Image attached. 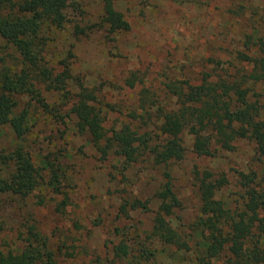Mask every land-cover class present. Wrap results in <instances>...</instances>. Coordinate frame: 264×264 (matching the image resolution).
Here are the masks:
<instances>
[{"label":"trees","instance_id":"1","mask_svg":"<svg viewBox=\"0 0 264 264\" xmlns=\"http://www.w3.org/2000/svg\"><path fill=\"white\" fill-rule=\"evenodd\" d=\"M259 1L261 7L250 6L251 16L258 15L257 25L244 35L242 49L232 52V60L221 57L220 48L219 55H208L205 69L195 79L164 81V98L142 86L131 117H145L149 130L139 131L137 126L125 124L108 132L93 90L80 80L76 81L75 92L69 88L73 75L67 59L71 53L54 62L48 55L51 40L48 31L61 30L72 21L68 12L73 4L82 12L78 2L0 0V126H9L19 141L8 153L0 154V195L10 193L24 198L42 185L54 194L62 193L65 173L59 155L39 152L40 162L36 165L23 142L35 122L36 112L59 122L72 113L78 118L81 130L91 137L102 160L114 155L122 158L124 167L136 162L158 169L162 180L153 196L159 204L148 236L185 250H190L194 241V264H264V168L260 173L251 168L237 171L241 193L232 203L217 197V192L227 183L224 175H217L209 168L194 169L198 216L190 231L199 240L189 235L182 237L169 220L178 204L171 165L183 159L187 152L185 136L190 137L191 151L202 157L233 151L237 141L250 140L254 143L256 159L263 161L264 0ZM100 3L101 22L108 31L129 29L123 13L115 7V0H100ZM243 8L245 4L237 7V12ZM72 33L84 34L79 20L74 22ZM124 81L129 88L142 83L133 72ZM46 91L69 95L71 104L67 110H64L67 104L64 96L56 105L46 100ZM167 97L171 103L164 100ZM1 168L7 169L6 175ZM66 204V199H61L54 210L63 214ZM135 210L149 211L150 207L137 196L122 197L118 214L127 218ZM42 236L40 231L29 227L23 249L0 250V264H62ZM135 252L126 239L111 246L114 259L143 258V253L136 256Z\"/></svg>","mask_w":264,"mask_h":264},{"label":"rangeland","instance_id":"2","mask_svg":"<svg viewBox=\"0 0 264 264\" xmlns=\"http://www.w3.org/2000/svg\"><path fill=\"white\" fill-rule=\"evenodd\" d=\"M76 1L82 12L73 4L68 12L72 21L61 30L48 31V55L54 62L71 53L67 59L73 75L69 88L75 92L76 81L80 80L93 90L108 132L125 124L137 126L139 131L149 130L145 117H131L139 89L149 87L164 98V81L195 79L205 69L208 55H219L220 48L221 57L232 60V52L242 49L244 35L257 25L258 15L251 16L250 6L263 5L259 0H115V7L123 13L129 29L110 32L101 22L100 0ZM244 4L245 8L237 12V7ZM76 20L84 27V34L79 36L72 33ZM132 72L143 84L133 88L125 84ZM44 94L49 103L56 105L64 96V110L71 104L69 95L54 91ZM164 100L172 102L168 97ZM33 117L35 122L25 134L23 144L36 165L40 162L39 152L59 155L65 173L62 193L54 194L42 185L24 198L1 194V251H21L28 228L33 227L42 233L62 264H194L193 240L191 249L185 250L148 236L159 204L153 196L162 180L158 169L136 162L124 167L122 158L114 155L102 160L91 137L81 130L72 113L64 122L37 112ZM17 143L12 129L0 126V154L8 153ZM185 144L184 158L171 165L178 204L169 220L182 237L189 235L199 240L190 231L198 216L194 169L209 168L224 175L227 183L217 197L232 203L241 193L237 171L251 168L260 173L264 158L262 162L256 159L250 140H239L233 151H220L214 157L194 154L188 135ZM1 169L6 175L7 169ZM132 196L145 201L150 210L130 211L123 218L118 214L121 199ZM61 199L67 201L63 214L54 210ZM121 239L128 240L135 248L134 254L141 252L143 258L114 259L111 246Z\"/></svg>","mask_w":264,"mask_h":264}]
</instances>
